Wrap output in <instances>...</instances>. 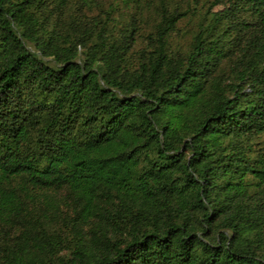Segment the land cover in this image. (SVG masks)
<instances>
[{
    "label": "trees",
    "instance_id": "16d2710c",
    "mask_svg": "<svg viewBox=\"0 0 264 264\" xmlns=\"http://www.w3.org/2000/svg\"><path fill=\"white\" fill-rule=\"evenodd\" d=\"M66 3L0 0V227L21 230L0 264H264V0L213 1L184 52L197 11L161 4L134 56L132 30L93 33ZM49 193L107 230L53 259L33 220Z\"/></svg>",
    "mask_w": 264,
    "mask_h": 264
},
{
    "label": "rangeland",
    "instance_id": "374dc122",
    "mask_svg": "<svg viewBox=\"0 0 264 264\" xmlns=\"http://www.w3.org/2000/svg\"><path fill=\"white\" fill-rule=\"evenodd\" d=\"M94 4L89 9L86 8L87 1L85 0H67L66 12L70 13L71 17L78 18L83 26L91 30L93 33L99 30L101 23H105V31L110 32L113 36H119L126 34L127 31H133V37L135 42L130 46L128 55H135L140 50H146L148 41L147 36L155 32V28L161 19V4L163 7L169 10H175L176 8L182 11L187 8H194L197 12L192 11L188 13L176 27V30L171 36V48L184 52L187 50L191 38L196 33L197 25L199 22L198 14L204 13L215 1L216 4L211 8V12H225L231 9L235 0H94ZM100 23L97 27L93 25ZM93 37V34H92ZM137 58L133 57V60ZM253 149L255 151L263 148L264 137L260 136L254 140ZM259 190V189H258ZM264 193V189L262 190ZM50 200H44L38 198L34 203L33 220L37 229H44V233L37 236L40 239L41 246H51L49 252L53 253V259L65 258L72 249L73 243L79 239H90L94 234H104L105 227L109 225L110 219L107 220L106 216L100 215L83 223L81 221L80 211L77 207H74V203L71 200L65 198L64 193L57 195H50ZM77 225V226H76ZM77 227V231L74 232ZM11 230L6 227H0V245L3 244L6 239H15L20 236L21 230ZM78 235H76V233ZM9 237H6V235ZM106 233V232H105ZM117 235V233H116ZM21 239V238H20ZM23 240L19 245L23 244ZM26 245V243H24ZM32 249L28 248V255L33 250H36L34 246H37L33 242H29ZM26 254L21 255L24 256ZM35 256V257H34ZM32 261L41 264L47 260L42 255L35 254L30 255ZM37 259V260H36ZM34 264V263H33ZM44 264V263H43Z\"/></svg>",
    "mask_w": 264,
    "mask_h": 264
}]
</instances>
